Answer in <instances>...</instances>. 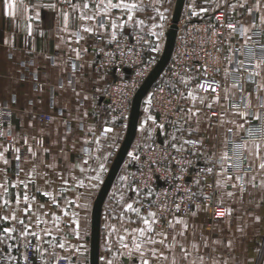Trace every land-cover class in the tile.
<instances>
[{
  "label": "crops",
  "instance_id": "1",
  "mask_svg": "<svg viewBox=\"0 0 264 264\" xmlns=\"http://www.w3.org/2000/svg\"><path fill=\"white\" fill-rule=\"evenodd\" d=\"M84 2L73 1L80 6L73 11L69 3L62 4L57 0H0V105L9 108V115L0 111V132L3 133L0 136V151L5 148L6 138L19 148V153L4 152V158L9 161L7 165L0 161V183L7 182V198L10 201V207H0V215L11 217L17 207L27 208L25 195L35 197L33 208L48 213L43 216L44 223L39 228L32 212L25 214L17 211L16 215L25 224L30 223L32 229L39 231L47 228L52 233L45 236L41 232L40 241L33 236L21 238L22 225L11 219L0 220V237L5 236V228L16 229L12 239H3L0 246L10 255H15L26 240H34L41 250H46L44 258L48 264L61 256L67 257L70 264H89L93 202L125 132L118 123L107 118L105 109L100 108L101 95L113 74L94 68L98 46L95 36L101 34L106 40H111L113 33L115 37L131 35L137 31L135 21L140 18L135 10L131 13L133 20L128 21L126 11L112 9L109 14L111 19L124 26L113 28L108 19L101 15L97 20L104 21L106 27L100 29L95 22L80 19L83 12H88L82 9ZM117 2L119 0H113V3ZM241 3L243 7H240ZM255 3L256 0H185L182 11L192 9L201 17L211 18V13L220 9L227 22L247 26L254 19L259 24L264 12L262 0L261 12L253 11L249 15L248 10ZM231 4H236V8L231 9ZM90 8H96L95 0H90ZM64 11L70 13L67 31L63 30L61 13ZM82 25L93 27L94 32H84ZM230 33L231 30L225 33L227 56L231 54L229 45L241 43L242 46L245 42L239 34H231L229 38ZM260 42L264 43V36L260 37ZM238 59H244L242 52L238 54ZM73 64L76 65L75 70ZM226 69L230 73L227 77ZM225 70L219 75L221 94L218 101L217 96L195 94L197 98L190 102L183 119L172 129L161 128L149 105L146 103L143 106L141 103L135 138L102 205L98 264H142L140 254L134 250V240L142 245L141 250L149 264H173V260L175 264H192V261L200 264V256L205 257L204 264H213L214 260L219 264H264V170L259 169L262 161L256 158L254 147L259 145V155L264 157V141L244 143L246 172L242 175V182L237 180L236 174H230V180H226L227 173L221 175V171L218 174L213 201L223 206L224 218L213 224L206 208L200 205L199 209L196 205L188 215L182 217L170 214L164 218L144 209L143 201L137 195L136 182L131 177V170L138 164V150L142 146L140 143L137 146L134 144L142 125L153 124L154 140L160 143L185 150L187 146L184 141L195 138L202 141V146L197 150L201 156L221 157L226 152L227 132L230 130L234 136L239 135L243 128L239 125L244 126L248 119H254L253 116L258 114L257 106L261 100L264 101V72L255 77V83L246 81L249 72L239 69L238 64L235 66L234 58L232 63L227 60ZM233 79L239 82V87L232 86ZM39 83L42 84L41 90L37 89ZM258 85L261 89L257 92ZM225 89H228V99H225ZM76 92L80 93L79 98ZM85 95L88 96L87 100H84ZM240 95L244 103L251 101L246 109L253 115L246 120L234 115L237 110L230 107ZM216 107H221L223 111L219 117L208 119V111ZM42 114L50 118L44 120ZM105 128L111 131L105 132ZM23 136L27 138L26 146L21 144ZM38 136L43 137L44 145L33 159L28 149L31 146L33 150L34 139ZM45 149L48 151L45 152ZM17 155L20 156L19 161L15 158ZM52 164H55L54 169L46 166ZM34 166L36 172L33 173ZM44 174L55 183H46ZM60 175L68 180V185L62 184ZM252 177H255L254 181ZM218 180L226 181L225 186L218 187ZM21 181L27 183V189L24 183H19ZM80 181L83 187L78 186ZM14 183H18V187H12ZM241 183L245 189L243 193L240 191ZM234 184L237 185L235 188ZM38 187L41 191H37ZM61 187L67 188V191L60 193ZM45 191L52 195H44ZM229 192L234 195L228 196ZM0 195H3L2 190ZM129 203L133 204L134 209H139V214L125 210ZM39 205L45 207L39 208ZM150 211L156 214L155 217L148 216ZM193 211L196 212L195 216L192 215ZM53 214L59 218L58 221L53 220ZM153 219H156L155 224H152ZM144 220L152 224V232L145 230ZM177 220L182 222L177 223ZM169 221H172V227H168ZM185 222L187 231L181 236L179 233ZM208 226H211L210 230L206 229ZM139 230H145L144 236L139 235ZM158 233H167L166 243L170 247L159 242H148L149 239L163 240L164 237ZM121 236L128 247L122 246ZM61 243L64 248L59 247ZM193 243L197 248L192 247ZM182 247L190 253L187 260L184 259ZM153 249L157 250L156 257L152 254ZM160 253L167 259L158 258Z\"/></svg>",
  "mask_w": 264,
  "mask_h": 264
},
{
  "label": "built area",
  "instance_id": "2",
  "mask_svg": "<svg viewBox=\"0 0 264 264\" xmlns=\"http://www.w3.org/2000/svg\"><path fill=\"white\" fill-rule=\"evenodd\" d=\"M57 1L68 4V0ZM193 11L192 9L182 11L177 23L170 60L145 96L150 110L157 117V124L166 130L174 128L183 119L192 101L188 97L190 90L196 95L219 97L221 94L219 75L225 70L227 62L225 57H227L228 42L225 33L230 30L222 25L229 22L220 9L212 12L211 18L201 17L198 12L193 15ZM169 24L163 26L155 37L141 31H135L131 35H119L111 40H106L101 34L95 36L98 46L94 68L97 71L113 74L101 95L100 108L105 109L108 119L118 123L123 129L126 127L131 100L136 90L162 53L165 32ZM214 31L218 34L213 35ZM231 48L235 52L234 63L237 66L241 43H234ZM205 66L208 68L207 72L204 71ZM181 77L189 80L187 86L181 82ZM213 82L219 85L216 92L211 89L205 91L198 87L201 83ZM37 89L41 90L42 84H37ZM243 103V96L240 95L230 107L239 112L249 113L243 118L239 116L246 120L253 114L243 107ZM233 104L239 107H233ZM257 108V115L261 117L259 121L248 119L237 136H234L230 130L227 132L226 153L233 159L239 156L242 161L240 168H232L230 174L242 177L246 172L244 147L238 148V145H244L246 141L251 140L264 141V108H260L259 105ZM0 111L9 115V108L5 105L0 106ZM222 111L221 107H216L208 111L207 117L217 118ZM41 118L48 120L50 116L42 114ZM25 140L27 138L23 136L21 139L23 146L27 145ZM189 141H195V146L186 144L187 149L180 151H177V147L156 140L139 148L138 164L133 171L137 195L143 201L144 209L152 210L164 218L170 214L180 217L188 215L199 204L206 208L208 218L213 224L224 218V215H217L218 212H224L223 206L213 201L216 178L222 171L220 156H201L197 150L202 146V141L195 138H190ZM43 145V137L38 136L34 139L33 151L36 152V156L38 149ZM4 147L8 148V152L15 153L17 145L6 138ZM208 168H213L211 174L207 172ZM190 193L196 195L189 199ZM205 196L210 199H204ZM177 205L180 206L179 211L176 210ZM210 228L211 226H208L206 229L210 230ZM28 241L33 248H26L24 244L15 255H10L0 246V264H42L40 253L35 251L36 242ZM25 254L28 256L27 262L23 260ZM9 256H15L16 261H9ZM43 264H48L45 258ZM51 264L70 263L67 257L61 256V259L56 258Z\"/></svg>",
  "mask_w": 264,
  "mask_h": 264
},
{
  "label": "snow or ice",
  "instance_id": "3",
  "mask_svg": "<svg viewBox=\"0 0 264 264\" xmlns=\"http://www.w3.org/2000/svg\"><path fill=\"white\" fill-rule=\"evenodd\" d=\"M95 2H96V8L95 9H91L90 8V0H85V2L82 5V9L83 10H88V12H83L81 14V16H80V19L82 21H93V22H95V26L97 28H100V29H103V28L106 27L104 21L97 20V17H99L101 15H103L104 17H106L108 19V21L111 23L113 28H116L118 26L119 27H123L124 26L123 24L118 25L115 20L111 19L109 14H110V11L112 9H119V10H122V11H126L128 13V21H132L133 20V16L131 15V13L133 11H135V10H138V5L136 3L125 2V0H119V2H117V3H113V0H95ZM206 2H208V0H206ZM68 3L72 7L73 11H76L80 7L79 5L72 3V0H68ZM261 5H262V0H256L255 5L248 10L249 15H251L253 11L261 12ZM236 6H237L236 4L229 5V7L231 9H235ZM243 6H244V4L241 3L240 7H243ZM206 10L207 9H204V11H206ZM89 12L91 14H88ZM61 14H62L63 19H64V29L63 30L67 31L68 30L70 13L67 12V11H64ZM196 14L197 13L195 11H193V15H196ZM161 18H163L162 14H161ZM135 23L136 24H142L143 21H135ZM222 27H227L228 29L231 30L229 38H231V34H239L241 37L244 38L245 42H244V44H242V46H241V48L239 50L240 52H242V54L244 56V59L239 61L238 68L249 72V75L245 78L246 81H250V82L255 83V77L260 76L261 73L264 72V43L260 42V37L264 36V12H262V14L260 16L259 24H257L255 19H254L252 21V23L247 25V26H245L244 24L237 25V24H234L232 22H229L226 25H222ZM82 30L84 32H88V33H93L94 32V28L93 27H88V26H83V25H82ZM28 31H29V35H31V25H29ZM217 34L218 33L216 31L213 32V35H217ZM112 38L115 39V33H113ZM229 48H230V53L231 54L229 56L225 57V59L228 60L229 63H232L234 55H235V52L232 50L231 45H229ZM73 51H75V49H73ZM217 51H220V49H217ZM77 58H79V53H77ZM73 68L75 70V68H76L75 64H73ZM204 71L205 72L208 71L207 66H205ZM215 71L218 72L219 69H215ZM229 74H230L229 71L226 69L225 70V76L227 77ZM181 82L184 83L185 86H187L188 83H189V80L181 77ZM232 86L233 87H239V82L237 80L233 79ZM61 87H63V85H61ZM198 87L201 88V89H204L205 91H207L208 89H211L213 92H216L217 88L219 87V85L215 84L214 82L213 83H201V84L198 85ZM260 89H261V86L258 85L256 91L258 92ZM241 91H242V89H241ZM76 96L79 98L80 93L76 92ZM188 97H190L192 100H195L197 98L196 95L194 94V92L191 91V90L188 92ZM87 99H88V96L85 95L84 96V100H87ZM200 99H201V102H202L203 101V97H201ZM218 99H219V97L217 96L216 100L218 101ZM225 99H228V89H225ZM250 104H251V101L249 100L247 103H243V107L246 109V108L250 107ZM209 107H211V105H209ZM233 107H239V105L233 104ZM259 107L260 108H264V102H259ZM194 114L195 113H193V115ZM85 115H87V114L85 113ZM234 115H239V116H241L243 118V117L249 115V113L237 111V112L234 113ZM149 118L151 119V117H149ZM253 118L258 120V121L261 119V117L258 116V115H254ZM239 127H243V125H239ZM104 131L105 132H109V131H111V129L110 128H105ZM2 135H3V133L0 132V136H2ZM25 143H27V140H25ZM42 143L43 142L41 141V144ZM184 143L190 144V145H193V146H195V144H196L195 141H189V140H185ZM173 147L175 148L176 146L173 145ZM237 147L238 148H242V147H244V145H238ZM254 147L256 148V153H255L256 158L258 160L262 161L261 163H259V169L264 170V157H261L259 155V151H260L259 145H255ZM28 150L31 153V156L33 157V159H35L36 152H34L32 150L31 146H29ZM7 151H8L7 147H5L3 149V151H0V161H2L5 165H7L9 163V161L4 158V152H7ZM47 151H48V149H45V152H47ZM177 151H180V149L177 148ZM15 152L19 153V148H16ZM15 158H16L17 161L20 160V156L19 155H17ZM229 161H230V163H229ZM84 163H87V161H84ZM241 163H242L241 157L237 156L235 159H233L232 157H229L226 152L223 153L221 155V157H220V167L222 169V172L220 174L223 175L225 172H227L229 174L226 176V180L232 179V177L230 175V170L232 168H240ZM46 166L49 167V168H53V169L55 168V164L46 165ZM77 167H78V165H77ZM81 171H83V169H81ZM32 172L33 173L36 172L35 166L32 168ZM207 172L209 174H211L213 172V168H208ZM44 175H45V182L46 183H48L50 185L55 183V181H52L47 174H44ZM243 179H244L243 177H240V176L237 177L238 181L242 182ZM60 180H61L62 184H64V185H68V183H69L68 180L63 175H60ZM75 180H76V178L73 177V181H75ZM252 180L254 181L255 177H252ZM225 182L226 181L218 180L217 181V186L218 187H223V186H225ZM19 183H24V187H25V189H27V187H28L27 183H25L23 181H21ZM197 183H199V181H197ZM11 186L12 187H18V183H14ZM78 186L79 187H83V182L80 181ZM236 186L237 185H235V184L233 185L234 188ZM253 187H255V184H253ZM0 190H2V192H3V195H0V207H5V208L10 207V201L7 198V196H8V184H7L6 181L3 182V183H0ZM37 191H41V189L38 187ZM65 191H67V188H65V187L59 188V192L60 193H63ZM134 191H135V189H134ZM240 191H241V193H243L245 191L243 183L240 184ZM43 194L46 195V196H51L52 195L50 192H47V191H45ZM195 195H196L195 193H190L189 194V199H191ZM227 195L231 197V196L234 195V193L229 192V193H227ZM204 199L207 200V199H210V197L205 196ZM16 202H17V205L20 204L19 197H17V201ZM24 202L27 204V208L20 209L19 207H17V209L12 211L11 217L0 215V220L8 221L9 219H11V220H14V221L18 222L20 225H22L23 231L20 233V237L21 238H27L29 236H33V237L36 238L37 241H40L41 240V232H43V234L45 236L52 235L51 230H49L47 228L40 229L39 231L32 229V226H31L30 223L29 224H25L24 220L16 215L17 211H23L25 214H27L28 212H32V214L36 217L35 223H36V227L37 228H39L41 223H44L43 216L48 215V213H46V212L45 213H41L39 210L33 208V204L35 203V197H30L28 195H25L24 196ZM66 202L67 203H72V201H66ZM44 207H45L44 205H39V208H44ZM196 207H197V209H199V204H197ZM125 210L126 211L132 210L135 213L139 214V209L138 208L134 209L133 208V204H131V203H129L126 206ZM176 210L177 211L180 210V206L179 205L176 206ZM186 211H188V209H186ZM65 215H67V213H65ZM155 215L156 214L154 212H151V211L148 212V216L149 217H155ZM192 215L195 216L196 212L193 211ZM217 215L218 216H223L224 212H218ZM256 219H257V222H258L259 221V217H257ZM53 220L54 221H58L59 218L56 217L53 214ZM73 222L75 223V221H73ZM143 222L146 225V229L145 230L147 232H152L153 231L152 224L156 223V219L152 220V224H149L148 220H144ZM176 222L177 223H181L182 221L177 220ZM172 226H173L172 221H169L168 227H172ZM187 227H188V225L185 222L183 230L179 233V235L183 236L184 232L187 231ZM57 230H59L58 223H57ZM145 230H139V235L140 236H144ZM3 231H4L5 236L4 237H0V242H2L3 239H12V234L16 231V229L14 227L5 228ZM133 231L135 232L137 230H133ZM158 235H162L164 237V239L161 240V241H156L154 239H149L148 242L152 243V244H155V243L159 242L161 244H164L165 247H170V245H168L166 243V241H167V233H158ZM120 240L122 242V246L123 247H128L127 244L123 243V241H124V237L123 236L120 237ZM173 241L175 242V237H173ZM134 244H135V249L134 250L140 254L141 259H142V264H149V261L146 258H144V256H145L144 251L141 250L142 245L140 243H137L135 240H134ZM229 246H231V242H229ZM25 247L26 248H33V245L31 244L30 241L26 240L25 241ZM59 247L64 248V244L61 243L59 245ZM192 247L193 248H197V245L195 243H193ZM205 247H207V243H205ZM9 250L11 251V247H10ZM35 251L40 253V259H41L42 264H43V258L45 256L46 250H41V248L39 246H36L35 247ZM182 251L184 252V259L187 260L188 256L190 255V253H188L187 249H184L183 247H182ZM152 254H153L154 257H156L157 250L153 249L152 250ZM158 258L167 259V257L164 256L163 253H160V256ZM57 259H61V257H57ZM8 260L14 262V261H16V257L15 256H9ZM23 260L25 262L28 261V256L26 254L23 256ZM199 260H200V264H204L205 257L200 256ZM109 264H111V262H109ZM173 264H175V260H173ZM192 264H195V261H192ZM213 264H219V262L214 260ZM224 264H226V262H224Z\"/></svg>",
  "mask_w": 264,
  "mask_h": 264
},
{
  "label": "water",
  "instance_id": "4",
  "mask_svg": "<svg viewBox=\"0 0 264 264\" xmlns=\"http://www.w3.org/2000/svg\"><path fill=\"white\" fill-rule=\"evenodd\" d=\"M184 3L185 0H175L174 2L170 16V24L165 32V42L162 53L152 70L136 90L131 100L130 113L125 127L124 136L94 199L91 211L89 264H98L102 205L135 138L141 113V103L170 60L176 37L177 23L181 16Z\"/></svg>",
  "mask_w": 264,
  "mask_h": 264
},
{
  "label": "rangeland",
  "instance_id": "5",
  "mask_svg": "<svg viewBox=\"0 0 264 264\" xmlns=\"http://www.w3.org/2000/svg\"><path fill=\"white\" fill-rule=\"evenodd\" d=\"M126 1L131 3H136L138 5V10H136V12H138L137 14L138 17L140 18V20L139 19L138 20L143 21V23L137 24V26L135 27L137 31L145 32L149 35H152V37H155L156 35L159 34L163 26L170 23V16L173 10L175 0H126ZM161 14L163 18H161ZM146 103H147V99L144 98L142 101L143 106H145ZM141 120L142 118L140 119V121ZM153 129H154L153 124L142 125L141 128L139 129L138 137L136 138L134 144H136V146L139 143L140 145H145L155 141L153 135ZM131 152L133 154L134 150H132ZM133 171L134 170L132 169L131 177H133Z\"/></svg>",
  "mask_w": 264,
  "mask_h": 264
},
{
  "label": "trees",
  "instance_id": "6",
  "mask_svg": "<svg viewBox=\"0 0 264 264\" xmlns=\"http://www.w3.org/2000/svg\"><path fill=\"white\" fill-rule=\"evenodd\" d=\"M146 99V98H145Z\"/></svg>",
  "mask_w": 264,
  "mask_h": 264
}]
</instances>
